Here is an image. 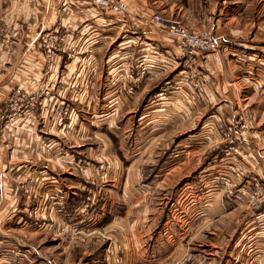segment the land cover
<instances>
[{
    "label": "crops",
    "instance_id": "1",
    "mask_svg": "<svg viewBox=\"0 0 264 264\" xmlns=\"http://www.w3.org/2000/svg\"><path fill=\"white\" fill-rule=\"evenodd\" d=\"M171 1L170 8L165 0L155 5L191 30L211 27L226 48L264 55V20L256 26L243 21L248 2L234 0L229 9L226 0ZM130 8L142 17L155 11L149 0H132ZM131 19L120 23L86 3L0 0V263L104 264L111 242L124 264H264V222L255 219L260 210L218 193L212 184L217 154L195 162L217 140L219 126L236 123L249 106L258 116L248 141L250 173L264 179V96L258 93L264 79L236 61V91L210 56L194 55L206 72L203 94L187 86L156 99L150 89L186 78L181 58L171 39L135 29ZM18 26L21 38L10 37ZM54 29L67 34V50L47 67L38 36ZM151 43L160 45L151 52L153 75L130 96L122 75L130 57L150 53ZM42 82L43 105L34 120H3L14 90L38 94ZM65 102L74 113L61 127L54 109ZM164 148L172 151L143 183V169L163 157L157 150ZM66 160L87 162L89 176L72 166L63 170ZM89 193L94 200L84 214ZM62 194L64 213L55 215L52 202ZM34 209L42 214L38 224Z\"/></svg>",
    "mask_w": 264,
    "mask_h": 264
},
{
    "label": "built area",
    "instance_id": "2",
    "mask_svg": "<svg viewBox=\"0 0 264 264\" xmlns=\"http://www.w3.org/2000/svg\"><path fill=\"white\" fill-rule=\"evenodd\" d=\"M54 3L62 4L64 6L86 3L94 6L117 18V21L123 23L124 19L132 16V24L135 29H143L144 26L152 31L158 32L171 39L177 54H181V63L184 62L186 67V84L190 87L194 95H199L204 89L206 78L200 69L196 66L193 56L195 53H204L211 56L219 68H227L230 70V64L225 61L232 58L256 70L264 79V57L257 55H246L233 49H226L221 46V43L215 39L212 34L205 30L190 31L186 27L181 26L176 22H166L162 15L155 14L143 20L142 16L131 15L130 2L132 0H51ZM23 31L22 26H18L12 32L13 38L18 36ZM140 39V36H137ZM38 41H42L43 52L47 59V67L53 66L55 59L67 50L68 36L60 29L52 31H42L38 36ZM131 42V41H130ZM160 45L148 44V51L150 53L131 56L127 69L122 75V89L131 96L136 94V91L150 76L153 75L154 63L152 62L151 52H160ZM227 53V54H226ZM160 55H156L158 58ZM155 61V59H153ZM156 62V61H155ZM48 73L47 71L45 72ZM231 85L237 86V80L233 73ZM49 87V84H48ZM182 89L184 87L174 86L172 83H167L163 89L156 95V99H166L168 94H171V89ZM45 89V88H44ZM44 89L38 94H28L21 88L14 90L8 99L9 114L3 117V120L24 118H34L35 112L42 107V98L45 94ZM260 96H264V83L258 87ZM72 111L70 104L60 103L54 109V116L58 126H65L66 120L71 117ZM257 121V114L245 108L240 112L239 119L236 123L221 124L217 130V140L213 142L215 149H220L222 157L220 159V166L215 169L212 176V184L217 189L218 193L236 203H247L253 209L260 210L255 216L259 222H264V179L251 175L249 162L253 160V153L248 147V141L255 129ZM72 168L85 178L89 176V164L85 161H63L62 169ZM29 193V189H25ZM94 196L87 197L85 206L82 212L85 214L93 204ZM65 196L57 195L52 205L55 207V215L64 213ZM42 214L38 210H34L33 217L38 224V220ZM64 228V224H63ZM104 260L106 264H123V258L118 252H113L111 247H108ZM0 264H23L19 260H13Z\"/></svg>",
    "mask_w": 264,
    "mask_h": 264
},
{
    "label": "rangeland",
    "instance_id": "3",
    "mask_svg": "<svg viewBox=\"0 0 264 264\" xmlns=\"http://www.w3.org/2000/svg\"><path fill=\"white\" fill-rule=\"evenodd\" d=\"M150 1V4H153V7H154V10L155 11H153V12H150V14L149 15H147V16H143V20H146L149 16H153V15H155V14H159V15H162V17L166 20V22H176V23H179V20H176V19H171L169 16L168 17H166V15H168V14H170V10H168V11H164V10H162V8L159 6V7H157L158 5H155V2H156V0H149ZM165 2H166V4L169 6V8H170V6H171V4H172V1L171 0H165ZM234 0H226V2H225V6L227 7V8H229V9H232L234 6ZM244 2H248L249 3V6L247 7V9H246V11H245V13H244V18H243V21L244 22H250V23H255V26L257 25V23L258 22H262L263 20H264V0H244ZM220 4L222 5V2H220ZM157 7V8H156ZM168 8V9H169ZM203 9V8H202ZM206 9H207V7H206ZM147 21V20H146ZM216 22V21H215ZM249 23V24H250ZM132 24V23H131ZM181 26H183V27H186V26H184V25H182L181 23H179ZM132 26H133V28H134V25L132 24ZM187 28V27H186ZM143 29H147L145 26H144V22H143ZM188 30H190V31H199V30H205V31H208V32H210L211 34H212V36L215 38V39H217L216 38V36H215V33H214V31L211 29V27H207V28H200V29H196V30H191V29H189V28H187ZM149 30V29H148ZM150 31H152V30H150ZM153 32H155V33H157L158 34V32H156V31H153ZM260 32H262L263 34H264V30H261ZM21 34H22V32H21ZM21 34L18 36V38L21 36ZM12 36V33L10 34V37ZM261 36H264V35H261ZM21 38V37H20ZM15 39H17V38H15ZM39 46H40V48H41V50L42 51H44L43 50V48H42V41L41 42H39ZM221 46L223 47L224 45L223 44H221ZM225 47V46H224ZM226 48V47H225ZM226 49H233V50H236V51H238V52H242V53H244V54H246V55H257V56H262V57H264V55H261L259 52H261V51H258L256 48L255 49H253V51H252V49H244V50H240V49H235V48H226ZM257 50V51H256ZM201 54H204V53H195V55H201ZM227 54V53H226ZM205 55H207V54H205ZM178 56L180 57V58H182L181 57V54H179L178 53ZM211 61L210 62H212V64L216 67V68H219V66L215 63V61H214V59L212 58V56H211V59H210ZM225 61L228 63V61H229V64H230V70L228 71V69L227 68H221V69H223V71L224 72H226V73H228L229 74V76H230V78H231V81H232V75H231V73H230V71L233 73V71H232V66H233V63L235 64L236 63V59H234V58H232L231 60L229 59V60H227L226 59V57H225ZM239 62V61H238ZM180 66L183 68V74H184V77H186V67L184 66V62H182V63H180ZM200 71H202L203 72V74H204V77L206 78V72H205V69L204 68H200ZM233 75H234V73H233ZM186 78L184 79V81L180 84V86L181 87H187V84H186ZM231 81H230V83H231ZM145 82V81H144ZM143 82V83H144ZM45 83V82H44ZM232 84V83H231ZM230 84V85H231ZM44 86H46V84H43V82H42V87H41V89L39 90V93H41L42 91H43V89H44ZM232 86V85H231ZM140 88V87H139ZM233 88L236 90V91H238V88H239V86L236 88L235 86H233ZM151 91V93H150V95H155V97H156V95L162 90H160V88L159 89H150ZM138 91V90H137ZM137 91H136V93H137ZM203 92H204V89H203V91L201 92V94H199V95H202L203 94ZM136 95V94H135ZM149 95V96H150ZM131 96V95H130ZM171 96V94H168L167 96H166V99H168L169 97ZM166 99H163V100H166ZM8 102V101H7ZM41 108V107H40ZM245 108H249V109H251L249 106H246V107H244L243 109H245ZM39 109V108H38ZM37 109V110H38ZM242 109V110H243ZM70 110L72 111V114L74 113L73 112V108L71 107V105H70ZM241 110V111H242ZM252 110V109H251ZM71 114V115H72ZM138 114V116L141 114V112H138L137 113ZM34 118H35V116H34ZM34 118H32V119H29V120H34ZM257 121H258V116H257ZM256 126H257V124H256ZM256 126H255V129H256ZM255 129L253 130V132L255 131ZM170 131H172V130H170ZM253 132H252V134H253ZM170 133H172V132H170ZM169 133V134H170ZM251 134V135H252ZM179 137H177V138H179V139H182V137H185L186 135H178ZM170 137V135H168L166 138H165V140L166 139H168ZM172 138H175V136H173ZM251 138V137H250ZM176 142V141H175ZM175 142H173V143H175ZM172 143V144H173ZM172 146H174V145H172ZM171 146V147H172ZM185 150H186V148H184ZM170 151H172V150H170V149H158L157 150V152H160L161 154H163V152H166L165 154H163L162 156L163 157H159V158H157V161L156 162H154V163H151V164H153V165H150L149 167H145V168H147V170H145V169H143V183H145V182H148L150 179H153V176H155V174H156V172L157 171H159L160 170V168H161V166H162V163L167 159V156L169 155V153H170ZM179 151H182V150H180L179 149ZM176 154V153H175ZM215 154H217V156H218V158H216L217 160H214V163H216V162H218V165H215V169H217V167H219L220 166V159H221V157H222V154H221V151H220V149H215L214 147H213V143L211 142V144H209V145H207L205 148H203V150L200 152V153H198V155L196 156L197 158H195L196 160H195V162L196 163H198V164H200V163H204V162H206V161H209V158L210 157H213ZM154 161H155V158H154ZM170 165V164H169ZM67 168H65V169H63V170H66ZM89 169H90V165H89ZM159 169V170H158ZM184 175L186 174V172L184 173V172H182ZM148 174V177H149V179L147 178L146 179V175ZM150 175V176H149ZM90 195H93V194H88V196H90ZM88 196H86L85 197V202L84 203H86V201H87V197ZM94 196V195H93ZM172 202V201H171ZM84 206H85V204H84ZM35 210V209H34ZM34 210L32 211V214H33V212H34ZM35 219V218H34ZM40 219H41V217H40ZM156 232H158V230L156 231ZM21 237H22V239H27V236H28V233H26V234H22V235H20ZM108 247H111L112 248V250H113V252H118V250L117 249H115L114 248V245L112 246L111 245V242H110V244L109 245H107L106 247H104V249H103V253H104V255H105V252H106V250H107V248ZM119 253V255L120 256H122V258H123V264H124V256L121 254V252H118ZM82 257H84L83 255H81ZM78 257V255H76V258ZM81 257V258H82ZM103 262H104V264H106V262H105V260L103 259Z\"/></svg>",
    "mask_w": 264,
    "mask_h": 264
}]
</instances>
